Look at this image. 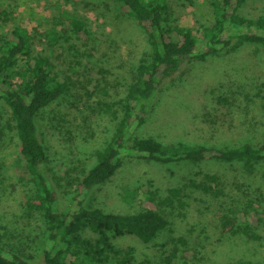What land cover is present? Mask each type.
I'll return each mask as SVG.
<instances>
[{"label":"rangeland","instance_id":"1","mask_svg":"<svg viewBox=\"0 0 264 264\" xmlns=\"http://www.w3.org/2000/svg\"><path fill=\"white\" fill-rule=\"evenodd\" d=\"M210 1L167 3L181 26L198 28L212 20ZM0 5L6 10L0 35L14 26L26 28L36 53L48 56L55 70L70 79L69 91L47 107L38 122L48 153L46 171L63 212L71 198L66 194V171L92 167L96 152L110 140L115 123L106 108L117 110L114 103L123 98L125 83L147 50L146 35L136 21L118 11V4L105 0H0ZM61 11L83 20L89 38H77L59 26L62 36L53 42L48 35L52 16ZM239 12L252 18L264 14V0H250ZM155 103L146 123L134 130L138 134L166 143L217 148L262 141L264 50L245 46L203 61H185L180 73L163 81ZM9 134L6 130L0 133V242L21 249L33 263L43 264L45 224L39 217L24 216L22 201L26 193H32V184L23 187L16 177L17 142ZM206 173L217 175V181L209 184L216 185L217 195L191 185L206 181ZM172 188H182L185 206L177 201L171 206L162 203ZM149 192L154 193L167 227L151 244L126 236L115 242L118 248L131 247L138 263L166 264L165 257L174 245L178 255L189 249L200 251L202 259L194 261L197 264L264 261V226L255 229L260 239L252 240L224 236L216 223L218 212L244 211L249 201L264 197L262 166L248 172L238 162L161 164L126 158L117 174L93 189L84 204L113 213H134L143 208ZM241 219L250 222L249 217ZM180 237L186 239L185 245L173 241ZM177 264L191 263L177 260Z\"/></svg>","mask_w":264,"mask_h":264},{"label":"trees","instance_id":"2","mask_svg":"<svg viewBox=\"0 0 264 264\" xmlns=\"http://www.w3.org/2000/svg\"><path fill=\"white\" fill-rule=\"evenodd\" d=\"M105 1L118 4V11L138 23L146 35L147 50L132 69L123 98L114 103L117 110L106 108L115 128L110 140L96 152L94 165L78 172L66 171V194L71 198L63 212L46 171L48 153L40 139L38 122L40 114L69 91L70 79L55 70L48 56L36 53L26 28L14 26L0 35V133L8 131V136L17 142L15 174L18 181L23 187L32 184V193H26L22 201L23 212L28 218H41L45 224L43 264H143L135 260L131 247L118 248L115 242L125 236L143 244L156 241L168 221L157 209L154 193L149 192L143 208L134 213H113L84 204L93 189L117 174L126 158L161 164L238 162L244 163L248 172L256 166L264 168V139L217 148L166 143L134 131L146 123L155 108L163 81L180 73L185 61H203L220 55L221 51L237 52L245 46L264 50V14L255 18L242 15L239 11L250 0H211L212 20L208 25L193 28L181 26L172 18L167 0ZM55 8L58 9V4ZM5 14L6 10L0 5V20ZM59 26L77 38H89L83 20L61 11L52 16L48 33L55 43L62 36L57 29ZM204 177L206 181L200 184L192 181L191 185L217 195L216 185H209L217 181V175L206 173ZM182 193V188H172L171 197L168 195L162 203L171 206L177 201L179 206H185ZM238 212H218L216 223L221 234L259 240L255 229L264 226V197L249 201L244 211ZM242 217H249L250 222H242ZM173 241L187 243L183 237ZM177 251V245L168 251L166 264H177V260L197 264L195 262L202 259L197 250H185L181 255ZM0 264L35 263L21 249L0 242ZM235 264H264V261L239 260Z\"/></svg>","mask_w":264,"mask_h":264}]
</instances>
